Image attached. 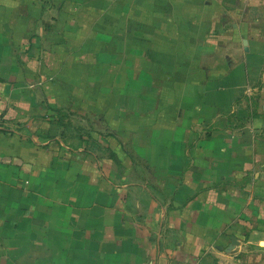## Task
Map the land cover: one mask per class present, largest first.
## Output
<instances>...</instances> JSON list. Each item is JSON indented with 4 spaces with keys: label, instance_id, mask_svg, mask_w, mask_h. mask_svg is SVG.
I'll return each mask as SVG.
<instances>
[{
    "label": "crops",
    "instance_id": "crops-1",
    "mask_svg": "<svg viewBox=\"0 0 264 264\" xmlns=\"http://www.w3.org/2000/svg\"><path fill=\"white\" fill-rule=\"evenodd\" d=\"M177 7L0 0V264H211L261 244L264 0L196 22Z\"/></svg>",
    "mask_w": 264,
    "mask_h": 264
},
{
    "label": "rangeland",
    "instance_id": "rangeland-1",
    "mask_svg": "<svg viewBox=\"0 0 264 264\" xmlns=\"http://www.w3.org/2000/svg\"><path fill=\"white\" fill-rule=\"evenodd\" d=\"M230 2H232V0H227V3H224V0H177L178 7L175 12L172 11V13L177 20L181 19L182 21L186 22L188 20V15H190L193 21L196 22L199 21L202 17H207V13L214 16L215 12L219 11V6H228ZM196 6H198V10L193 12L194 8L196 9ZM187 8H190V11H188L189 9ZM209 9H211L212 11H209ZM213 27L214 26H212V29ZM179 28L181 29V24L177 26V29ZM215 33H217V31L213 30L212 35L215 36ZM196 34L200 35L201 30L196 31ZM263 243L264 238H262L260 245H253L252 249H249L247 251L245 249L237 250L231 256L218 259L213 258L211 264H264Z\"/></svg>",
    "mask_w": 264,
    "mask_h": 264
},
{
    "label": "water",
    "instance_id": "water-1",
    "mask_svg": "<svg viewBox=\"0 0 264 264\" xmlns=\"http://www.w3.org/2000/svg\"><path fill=\"white\" fill-rule=\"evenodd\" d=\"M231 241H232V245L230 246V249H234L237 245H239L235 237H232Z\"/></svg>",
    "mask_w": 264,
    "mask_h": 264
}]
</instances>
